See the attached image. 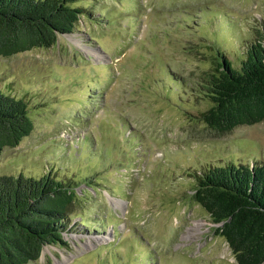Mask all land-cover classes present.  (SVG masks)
<instances>
[{
	"label": "rangeland",
	"instance_id": "1",
	"mask_svg": "<svg viewBox=\"0 0 264 264\" xmlns=\"http://www.w3.org/2000/svg\"><path fill=\"white\" fill-rule=\"evenodd\" d=\"M69 5L83 11L71 32L0 55V89L33 124L1 150L0 175L50 173L78 194L63 242L26 264H238L190 174L264 161V120L216 133L196 119L208 106L197 81L212 49L238 66L262 35L264 0Z\"/></svg>",
	"mask_w": 264,
	"mask_h": 264
},
{
	"label": "trees",
	"instance_id": "2",
	"mask_svg": "<svg viewBox=\"0 0 264 264\" xmlns=\"http://www.w3.org/2000/svg\"><path fill=\"white\" fill-rule=\"evenodd\" d=\"M73 1L0 0V55L48 47L57 34L71 32L83 13L69 5ZM239 64L233 68L221 51L212 49L210 68L199 73L197 84L208 106L196 119L216 133L264 120V27ZM32 127L26 102L0 89V152L17 145ZM190 176L191 199L212 222H221L214 231L236 262L264 264V161L207 165ZM73 185L50 173L0 175V264H26L43 245L63 242L78 198Z\"/></svg>",
	"mask_w": 264,
	"mask_h": 264
},
{
	"label": "water",
	"instance_id": "3",
	"mask_svg": "<svg viewBox=\"0 0 264 264\" xmlns=\"http://www.w3.org/2000/svg\"><path fill=\"white\" fill-rule=\"evenodd\" d=\"M251 165H252V164H251ZM219 224H221V222H220ZM219 224H218V225H219Z\"/></svg>",
	"mask_w": 264,
	"mask_h": 264
}]
</instances>
